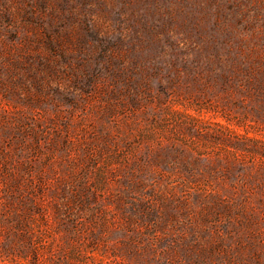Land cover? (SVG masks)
<instances>
[{
    "label": "rangeland",
    "instance_id": "obj_1",
    "mask_svg": "<svg viewBox=\"0 0 264 264\" xmlns=\"http://www.w3.org/2000/svg\"><path fill=\"white\" fill-rule=\"evenodd\" d=\"M0 264H264V0H0Z\"/></svg>",
    "mask_w": 264,
    "mask_h": 264
},
{
    "label": "trees",
    "instance_id": "obj_2",
    "mask_svg": "<svg viewBox=\"0 0 264 264\" xmlns=\"http://www.w3.org/2000/svg\"><path fill=\"white\" fill-rule=\"evenodd\" d=\"M37 259H38V258H37V254H36L34 260H37Z\"/></svg>",
    "mask_w": 264,
    "mask_h": 264
}]
</instances>
